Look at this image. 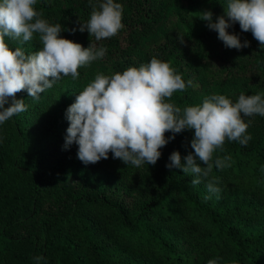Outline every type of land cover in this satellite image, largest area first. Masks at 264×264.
I'll use <instances>...</instances> for the list:
<instances>
[{
    "label": "trees",
    "instance_id": "trees-1",
    "mask_svg": "<svg viewBox=\"0 0 264 264\" xmlns=\"http://www.w3.org/2000/svg\"><path fill=\"white\" fill-rule=\"evenodd\" d=\"M182 1L114 0L122 5L124 27L96 41L78 31L79 21L86 24L93 5L98 9L103 0H37L39 18L59 23L61 38L85 49L91 43L104 47L106 54L78 69V79L57 81L38 100L27 91L17 93L27 111L0 123V264H264V116L243 117L249 124L245 135L251 136L247 146L226 140L213 154L209 179L217 181L219 193H209L204 180L193 186L191 173L166 167L173 152L180 153L182 164L194 153V131L176 134L154 166L126 165L111 152L107 160L85 165L76 144L63 147L69 127L65 113L86 87L83 82L94 81L98 73L111 76L139 67L153 57L168 62L186 84L192 81L166 101L182 110L214 94L233 103L241 94L264 98V48L239 23L228 32L250 47L226 48L200 19L207 10L215 22L228 0H186L191 5L185 17L175 10L185 8ZM171 16L176 27L166 32L163 25ZM180 39L200 51L220 49L223 65H212L209 56H187L177 48ZM5 40L25 55L42 48L39 34L24 43ZM70 83L78 85L62 96ZM206 86L212 94H201ZM229 156V166L215 167L217 158Z\"/></svg>",
    "mask_w": 264,
    "mask_h": 264
},
{
    "label": "clouds",
    "instance_id": "clouds-1",
    "mask_svg": "<svg viewBox=\"0 0 264 264\" xmlns=\"http://www.w3.org/2000/svg\"><path fill=\"white\" fill-rule=\"evenodd\" d=\"M37 0H0V123L16 114L27 111L17 93L27 91L30 98L38 100L41 93L51 89L63 77L78 79V69L90 66L106 54L104 47L82 45L61 38L59 23L50 25L39 18L34 5ZM91 3V0H90ZM225 8V7H224ZM201 20L209 30L218 33L226 48L242 50L250 42L228 29L239 23L242 32H251L264 48V0H228L225 14L216 17L203 11ZM78 31H87L96 41L111 38L124 27L122 5L114 0H103L93 11L86 24L79 21ZM77 29H73L76 31ZM39 34L42 48L25 55L21 48L13 51L5 38L21 43L31 41ZM183 43V39H180ZM192 81L185 83L181 74L168 63L153 57L139 67H128L122 73L106 76L98 73L76 97L65 113L69 122L64 149L78 146L77 158L85 165H94L107 160L111 152L114 159L126 165L140 167L155 165L161 158L160 149L176 134L185 130L194 131L190 142L194 153H189L181 163L180 153L169 156L166 167L180 169L185 174L195 175L193 186L207 181L209 193H219L217 181L209 179L213 171V154L223 150L226 140L238 141L247 146L250 135H245L249 124L243 117L264 116V98L255 94H241L233 103L225 95L206 97L202 105L187 106L183 110L171 100L175 92H183ZM11 98V106L5 108ZM173 135L166 138V133ZM231 157L215 160V167L223 169ZM199 160L201 164L197 163ZM210 198V197H208ZM37 261L41 257L35 258ZM208 264H217L216 260Z\"/></svg>",
    "mask_w": 264,
    "mask_h": 264
},
{
    "label": "rangeland",
    "instance_id": "rangeland-1",
    "mask_svg": "<svg viewBox=\"0 0 264 264\" xmlns=\"http://www.w3.org/2000/svg\"><path fill=\"white\" fill-rule=\"evenodd\" d=\"M182 4L183 6L185 7L184 9L182 8H176L175 10L178 11L179 14L181 15H188V7L191 5L190 2L186 1V0H183L182 1ZM193 5V8L195 10H198L199 8H197V6H195V4H192ZM225 8L227 7V4L224 6ZM225 8H223V11L225 13ZM173 14V13H172ZM175 21H176V16H171V18H169V21L167 20V23L166 25H163V30L164 31H168V32H172L173 31V27L172 25L175 26ZM18 43H21L20 41H17ZM177 48L180 49V50H184L186 52V55L187 56H196V57H199L201 55L203 56H209L208 59H214L213 60V63L212 65L214 66H217L219 67L220 65H223L224 63V60L222 58V54H220V49L218 51H214V50H209V49H206V50H203V51H200L198 49L195 48V46H192V45H188V44H183L181 43L180 41H178L177 43ZM211 57V58H210ZM226 60V58H225ZM91 83L90 82V79H87L83 82V84H85L86 86ZM78 84L76 83H70V84H65L64 87L62 88V96H67V94H69L71 91H73V89L77 86ZM195 88L198 87V82H194V85H193ZM207 88L205 90H202L201 91V94H206V93H210L212 94V91L210 90V87L209 86H206ZM208 90V91H207ZM214 91V90H213Z\"/></svg>",
    "mask_w": 264,
    "mask_h": 264
}]
</instances>
